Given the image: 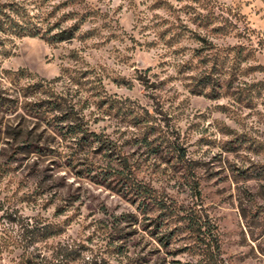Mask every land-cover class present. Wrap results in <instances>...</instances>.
<instances>
[{
    "label": "rangeland",
    "instance_id": "obj_1",
    "mask_svg": "<svg viewBox=\"0 0 264 264\" xmlns=\"http://www.w3.org/2000/svg\"><path fill=\"white\" fill-rule=\"evenodd\" d=\"M14 4L46 35L0 32V264H264V0Z\"/></svg>",
    "mask_w": 264,
    "mask_h": 264
},
{
    "label": "trees",
    "instance_id": "obj_2",
    "mask_svg": "<svg viewBox=\"0 0 264 264\" xmlns=\"http://www.w3.org/2000/svg\"><path fill=\"white\" fill-rule=\"evenodd\" d=\"M41 29L42 28L38 27V23L35 22L31 16L27 15L26 11L22 7H19L18 4H14V8L10 9L9 13H5L0 9V32L5 35L31 38L39 37L44 39L46 34L45 32H41ZM71 35V29L66 31L63 30L47 39L50 42H62L71 38ZM40 88V85L28 86L23 90L22 96L30 98L37 97L39 93H46ZM31 111L35 118H48V116L54 115L52 120L56 119L59 123H67L65 126L59 128L61 130L60 132L69 139H73L76 144H96L99 148H105L106 150L111 149L107 147L106 142L95 133L84 130L78 124L72 123V117L66 111L61 100L56 97L51 96V99L33 102Z\"/></svg>",
    "mask_w": 264,
    "mask_h": 264
}]
</instances>
